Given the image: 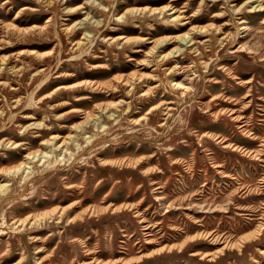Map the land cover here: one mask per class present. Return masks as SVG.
Here are the masks:
<instances>
[{
	"label": "rangeland",
	"instance_id": "1",
	"mask_svg": "<svg viewBox=\"0 0 264 264\" xmlns=\"http://www.w3.org/2000/svg\"><path fill=\"white\" fill-rule=\"evenodd\" d=\"M169 2L0 0V264H264V0Z\"/></svg>",
	"mask_w": 264,
	"mask_h": 264
},
{
	"label": "bare ground",
	"instance_id": "2",
	"mask_svg": "<svg viewBox=\"0 0 264 264\" xmlns=\"http://www.w3.org/2000/svg\"><path fill=\"white\" fill-rule=\"evenodd\" d=\"M151 1V0H150ZM153 1V0H152ZM178 2V0H170V2L167 4V5H165V6H163V7H161V8H159V9H155L154 11H157L159 14H164L167 10H170L171 12H170V14H176V15H173V20L174 21H178V20H181V19H184V18H187V17H185V15H184V12L186 11V9L184 8L185 6L183 5V7L181 8V9H178V8H176V3ZM253 2V1H252ZM256 2V1H255ZM215 6V3L213 4V7ZM256 6H260V5H256ZM254 7V6H253ZM234 10V9H233ZM140 11V10H139ZM131 12V11H130ZM233 12V11H232ZM125 13V12H124ZM193 16H195V15H192V17ZM221 15L220 14H218V15H216V16H214V19H216V18H219ZM119 17H121V16H119ZM170 17V16H169ZM236 17V16H235ZM16 20V19H15ZM191 20V18L190 19H186V20H184V21H182L181 22V24L182 25H184V24H186V23H189V22H191L190 21ZM243 24V23H242ZM224 27H225V24H224ZM37 28H38V26H37ZM164 28V27H163ZM170 28V27H169ZM166 29V28H165ZM212 29H213V27H212ZM216 29L218 30V31H220L221 29H223V27H216ZM7 30V29H6ZM209 30V28L208 27H199V28H197V27H192L189 31H187V32H185V33H183V34H181V35H176L174 38H171V37H165V38H163V39H161V40H158V41H156V42H154V44H153V46H152V48L150 49V52H153L154 51V49H163V48H165V47H167L168 45H170V44H172L173 42H177L178 43V45L176 46V47H174V48H172L170 51H168L167 53H165L164 55H163V59L164 58H169V57H177V56H180L181 54H183L184 52H185V50H186V48H188L189 46H191L192 44H194V43H191V44H189L191 41H193V39H194V36L196 35V34H198V33H201V32H207ZM151 34V33H150ZM227 35V34H226ZM7 36V35H6ZM217 36V35H216ZM215 36V37H216ZM121 39V38H120ZM10 41V40H9ZM151 42V41H150ZM32 44V43H31ZM10 48V47H9ZM196 52H197V50H196ZM199 54V53H198ZM148 55V54H147ZM157 56V55H156ZM162 56V55H161ZM2 61V60H1ZM3 62V61H2ZM1 63V62H0ZM131 64V63H130ZM0 67H2V66H0ZM5 67V66H4ZM148 67V66H147ZM173 72V71H172ZM140 76V75H139ZM141 78V77H140ZM129 80V79H128ZM132 82V81H131ZM130 85V84H129ZM173 86L174 85H177V87L176 88H178L179 87V83H177V82H175V83H173L172 84ZM111 106H116L115 104H113V105H111ZM105 109H107V106H106V108ZM164 110V109H163ZM106 111V110H105ZM82 114V113H81ZM87 115V114H86ZM241 122V121H240ZM85 123V122H84ZM83 122H82V125L84 124ZM41 124H43V123H37L36 125H38V126H40ZM87 124V123H86ZM79 126H81L80 124L79 125H76L75 127L76 128H78ZM74 127V126H73ZM83 128V127H82ZM58 137H60L59 135H51L50 136V139L49 140H43V141H41V144L43 145V146H47V145H49V144H56V143H54L56 140H57V138ZM72 136H70L69 137V139L71 138ZM68 138V137H67ZM72 139V138H71ZM67 140V139H66ZM66 140H64V141H62V142H60V143H57V145L54 147V149H58V148H60V149H62L63 147H65L66 146V144H68V141H66ZM38 153H41V154H43V155H41L42 157H45L46 159L48 158L49 159V155H47V153L46 152H44V150L43 151H41L40 150V152L39 151H37V152H30V153H27L26 155H25V159L27 158H30L29 156H31V155H33V157H35V156H37V154ZM48 153H49V151H48ZM40 156V157H41ZM38 157V156H37ZM61 157H63V156H61ZM36 158V157H35ZM34 158V159H35ZM39 158V157H38ZM50 158H51V155H50ZM32 159V158H31ZM47 159V160H48ZM36 160V159H35ZM46 160V161H47ZM59 160H63V158H59ZM39 161V160H38ZM41 161V160H40ZM27 162L28 161H26V162H20L19 163V165L16 167V168H14V170H13V172L15 173H17L21 168H24L25 166H26V164H27ZM29 164V163H28ZM30 166V165H29ZM28 166V167H29ZM27 167V166H26ZM22 171V170H21ZM27 171V170H26ZM25 172V171H24ZM19 173V172H18ZM26 173V172H25ZM28 173V172H27ZM25 176V175H24ZM25 178V177H24ZM8 184L7 183H1L0 184V194H2V195H4L5 194V192H6V190H7V188H8Z\"/></svg>",
	"mask_w": 264,
	"mask_h": 264
}]
</instances>
